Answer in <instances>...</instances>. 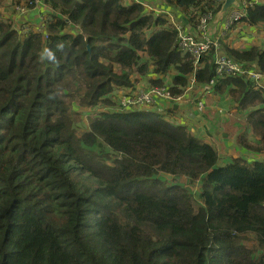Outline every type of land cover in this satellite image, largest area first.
I'll return each instance as SVG.
<instances>
[{
    "label": "trees",
    "instance_id": "1",
    "mask_svg": "<svg viewBox=\"0 0 264 264\" xmlns=\"http://www.w3.org/2000/svg\"><path fill=\"white\" fill-rule=\"evenodd\" d=\"M44 1V34L19 33L0 10V264H264V159L221 157L152 110L113 108L83 128L75 109L113 104L135 75L174 71V97L192 79L203 88L216 76L215 52L197 63L183 51L176 27L149 10L156 0ZM163 1L195 28L224 0ZM242 20L264 23V3ZM224 45L264 73V49ZM230 75L215 91L239 101L238 140L262 153L264 89Z\"/></svg>",
    "mask_w": 264,
    "mask_h": 264
},
{
    "label": "crops",
    "instance_id": "2",
    "mask_svg": "<svg viewBox=\"0 0 264 264\" xmlns=\"http://www.w3.org/2000/svg\"><path fill=\"white\" fill-rule=\"evenodd\" d=\"M133 2H134V0H129V3H128V1L126 0L127 4H132ZM163 2L164 1L161 0V3H157V0H156L155 5L158 7H161L162 9H165V8H163V4H164ZM257 3L263 4L264 0H258ZM11 4H12V2L10 0H8L7 4L4 5L2 8L9 9L8 7ZM146 4H147V2H145V6H146ZM1 5H3V4H1ZM152 5H154V4H152ZM45 8H48L46 6V4L44 5V7L40 6V5H38V6L36 5L35 8H33L34 10L29 9L28 11H26L24 14L21 15L23 17L22 24H26V21H32L33 23L39 22L38 18L41 16L42 13L48 14V10ZM171 9H174V8L172 7ZM156 10L157 9H155L154 12L157 15ZM165 10H169V9H165ZM170 11L172 14V18L176 24L183 26L188 31L194 32L195 28L193 27V22L190 19L185 17L186 14H184L182 12V10H180V9L175 10L174 9V10H170ZM6 16H8V14H6ZM225 19L226 18L224 15V17L220 21H218V22L213 21V23L209 25V32H208L209 35L212 34L211 36L223 35V37H222V49H223L224 53H226L225 52L226 46L224 44H227L231 47L242 48V49H249L251 46L256 45V46L264 49V23L250 25V24L246 23L244 20H240L236 24L232 25L229 29L226 30L225 26H224L225 25ZM15 20H16V23L20 20V18L17 14L15 15ZM232 32H235L236 35L244 36L245 38L243 40H247L248 42L240 41V43H241L240 45L239 44L233 45L231 43H226V41L230 39V35H231L230 33H232ZM249 65L254 66L253 64H249ZM216 69H217V67H216ZM152 71H153V69H151V72ZM174 73H175L174 71H171V73L170 74L168 73L167 75L166 74H153V75L151 74V76H149L148 79L150 81V84H152V85H153V83H152L153 80L163 79L164 85L167 86V85L173 84L172 83V76ZM230 76H233V75H230ZM244 76H241V77H244ZM138 77H140V75H135L134 79L138 80L137 79ZM151 80H152V82H151ZM192 82H194V85L192 88L193 97L191 99L186 98L185 96L184 97L180 96L181 98L179 100H177L176 102H174L172 105V106L176 107L174 110L169 111V112H164V108L161 107L159 109H155L152 111L163 114L169 121L173 120V121H175L174 122L175 124H179L181 126H184L186 129L192 131L195 135H198L199 137L201 136L202 138L201 137L200 138L202 140H204L205 142H207L209 144L214 145L218 149L219 154H221L220 152L222 150V145H220V144L218 145L216 141L219 140V138H220L221 143H223L224 146L227 147L225 149L226 152H228V148L230 147V145L236 143V146L239 145L238 147L240 149L243 148L244 152L250 153L251 155L255 154V155L263 156L261 159H264V152H262V153L252 152V151L244 148L240 144V140H238L239 135L245 130V126H243L242 122L245 121L246 111H244L243 109H241L239 107V101H236L232 98L231 92H227L225 94L217 93L215 91V88H214V85L216 84V82L214 84H211V83L207 84L203 88H200V87L196 88L194 79H192L190 81V85L192 84ZM154 86H158V85H154ZM257 88H263L264 89V73H260L259 81L257 82ZM227 89H229V88L227 86H225L224 91H227ZM230 89H232V87H230ZM206 93H208V97H209L208 99H210V98L215 99V108L213 110L212 109H206L205 110V107L203 110H199L196 107L195 102L198 99H202L204 104H206L205 103L206 102V96H205ZM196 95H198V96H196ZM114 107L116 109L117 106L114 105ZM117 109L119 111L121 110L118 107H117ZM122 111H124V110H122ZM161 111H163V112H161ZM125 112H127V111H125ZM237 127H241V128L235 134H233V135H236L235 136L236 138L229 137V136H227V138L224 137L227 134H231L232 129L237 128ZM228 128H229V130H228ZM220 131L222 133L224 132V134H222V135L217 134V132H220ZM217 136H219V138ZM251 139L253 140V136L251 137ZM239 148H236V150H238L241 153ZM233 151H235V148L233 149ZM242 158H244V157H242ZM251 158H253V157H248V158L245 157L244 159L250 160ZM254 159H257V158H254ZM258 160H260V159H258Z\"/></svg>",
    "mask_w": 264,
    "mask_h": 264
},
{
    "label": "built area",
    "instance_id": "3",
    "mask_svg": "<svg viewBox=\"0 0 264 264\" xmlns=\"http://www.w3.org/2000/svg\"><path fill=\"white\" fill-rule=\"evenodd\" d=\"M36 2H40L37 4L40 6L45 5L44 0H35ZM216 4L220 2V0H214ZM33 3V0L30 1ZM258 0H239V5L231 7L228 11L226 19H225V29H229L232 25L236 24L238 21L247 17L248 8ZM17 12L20 14H24L26 10L21 7V5L17 6ZM48 10V14L51 13L50 8H45ZM157 12V11H156ZM171 12V11H170ZM214 10L210 9L205 13H200L197 18V24L195 25V30L197 32H190L185 29L183 26L178 25V46L192 53L196 62L198 63L204 55H207L211 51L215 52V62L217 65V75L211 80V84H214L216 78L222 77L230 74H240L245 75L247 78L252 79V81L257 86V82L259 81L260 73L254 69L249 64H240L235 60L231 59L226 55L222 49V37L221 36H210L209 35V23L214 17ZM49 16V15H48ZM168 17V15H165ZM46 22V21H45ZM70 23V22H69ZM46 26V25H45ZM70 27H74V33L78 34L80 29L76 25H69ZM22 27L25 28V24H22ZM41 27H44L42 25ZM46 27L41 32L44 34ZM29 31V28H28ZM248 67H247V66ZM194 82L186 89L185 94L181 97H186L191 99L193 97L192 88ZM130 89L126 88L125 90ZM123 90H116L112 95L114 97L116 94L122 93ZM119 109L131 112L136 109H146V110H155L163 107L164 109L173 105L174 102L179 100L181 97H174L168 86H151L140 92H126V94H119ZM197 108L199 110H203L205 104L202 99H198L195 102Z\"/></svg>",
    "mask_w": 264,
    "mask_h": 264
},
{
    "label": "rangeland",
    "instance_id": "4",
    "mask_svg": "<svg viewBox=\"0 0 264 264\" xmlns=\"http://www.w3.org/2000/svg\"><path fill=\"white\" fill-rule=\"evenodd\" d=\"M31 0H22L21 2H19V3H12L8 8L9 9H7V8H2L4 5H6L7 4V1L6 0H3V1H1L0 0V4H3V5H1L0 6V10H1V12L6 16V14H8V16H6V17H8V18H10V20L13 22V24H14V28L16 29L17 27H18V31H19V33H21V34H25V33H28V28H31V29H33V30H35V31H40V32H42L43 30H44V28L43 27H41L42 25H45V21L49 18V16H48V14L47 13H42L41 14V16L38 18L39 19V22H37V23H33L32 21H26V24H25V28L26 29H24L23 27H22V20H23V17L21 16L22 14H20V13H18L17 12V6H19V5H21V7H23L26 11H28L29 9H32V10H34L33 8H35V6L38 4V3H40L39 1L38 2H36L35 0H33V3H31L30 2ZM128 1V3H129V0H127ZM145 2H146V0H144ZM157 3H161V0H157ZM156 4V1L154 2V7H157V8H161V7H158V6H156L155 5ZM29 5H32V6H34L33 8H29L28 6ZM28 7V8H27ZM7 9V10H6ZM228 13V12H227ZM12 14V15H11ZM18 15L19 16V18H20V20L16 23V20H15V15ZM11 15V16H10ZM164 17H165V15H163ZM78 30H79V28H77ZM67 30L68 31H71L72 29H71V27L70 26H68L67 27ZM73 30H74V27H73ZM231 34V35H230ZM229 35H230V39L229 40H227L226 41V43H231V44H233V45H236V44H241L240 43V41H245V42H248L247 40H243L245 37L244 36H239V35H236V33L235 32H232V33H230ZM227 38V37H226ZM226 40V39H225ZM243 44V43H242ZM149 76H146V75H140V77H138L137 79V81L138 82H136L133 86H131L132 88H130V89H127V90H125L126 88H117L116 90H123L122 91V93H120L119 92V94H126V92H140V91H143V90H145V89H147V88H150L151 86H154V85H152V84H150V81H149ZM115 90V91H116ZM115 91L114 92H112L111 94H110V96H109V98H110V100L112 101V103L113 104H100L99 106H96V107H88V106H81V105H79V104H76V110H78V111H80L81 113H82V118H83V120L81 121V123H80V126L81 127H83V128H85V127H87L88 126V123H89V119H90V116L91 115H93V114H97V113H101V112H104V111H108V110H111V109H113V108H115L114 107V105L119 101V94H116L114 97H112V95L115 93ZM195 93V92H194ZM196 96H198V95H196ZM205 96H206V104H205V110L206 109H214L215 108V99L214 98H210V99H208L209 97H208V93H206L205 94ZM197 107V106H196ZM116 109H117V107H116ZM174 109V106H170V107H168V108H166V109H164V112H169V111H171V110H173ZM118 110V109H117ZM146 110V109H145ZM161 112H163V111H161ZM90 113V114H89ZM170 121H173V120H170ZM175 121H173V123H174ZM175 124V123H174ZM228 130H229V128H228ZM238 131V127L237 128H234V129H232V131H231V134H227L226 136H224L225 138H227V136H229V137H233V138H236L235 136L236 135H233V134H235L236 132ZM217 134H224V132L222 133L221 131L220 132H217ZM201 137V136H200ZM218 138H219V136H217ZM202 138V137H201ZM217 142V144L219 145H222V150H221V154H220V156L221 157H228V156H234V157H246V158H248V157H253V158H251V159H254V158H257V159H261L263 156H260V155H255V154H250V153H246V152H244V150H243V148L242 149H240L238 146L239 145H237L236 146V143L235 144H232V145H230V147L228 148V152H226V148L227 147H225L224 146V144L223 143H221V139L219 138V140H217L216 141ZM235 148V151H233V149ZM236 148H239L240 149V151H241V153L238 151V150H236ZM244 154H243V153ZM114 156H115V154H114ZM165 175V174H164ZM166 176H168L169 178L171 177V176H169V175H166ZM171 178H173V177H171ZM177 180H179V181H184V182H186V183H188V180L185 178V177H182V176H180V177H177ZM188 184H190V183H188ZM190 187L194 190V191H196V192H198L199 190H200V186H199V182H197V183H192V184H190ZM247 244L248 245H250V246H252L253 245V242H251V241H248L247 242Z\"/></svg>",
    "mask_w": 264,
    "mask_h": 264
},
{
    "label": "bare ground",
    "instance_id": "5",
    "mask_svg": "<svg viewBox=\"0 0 264 264\" xmlns=\"http://www.w3.org/2000/svg\"><path fill=\"white\" fill-rule=\"evenodd\" d=\"M134 1H136V2H142L143 1V4H145V1L144 0H134ZM147 2V1H146ZM147 4L149 5V3L147 2ZM28 8V7H27ZM155 9H157L156 11H157V15H161V14H164V15H168V17H167V19H168V21L172 24V25H174L175 27H176V29H177V26H178V24H176L175 22H174V20H173V18H172V14H171V12H170V10H165V9H162V8H157V7H154V5H149V10H154L155 11ZM231 9V8H230ZM229 9V10H230ZM228 10V11H229ZM227 11V12H228ZM226 12V13H227ZM225 13V18H226V16H227V14ZM216 13H214V15H215ZM247 15H248V13H247ZM213 19V18H212ZM209 25H210V23H209ZM44 28V27H43ZM194 30V29H193ZM208 31H209V28H208ZM178 32V31H177ZM191 32V31H190ZM194 32H197V30H194ZM193 32V33H194ZM183 50V49H182ZM183 51H187V50H183ZM187 52H189V51H187ZM191 53V52H190ZM192 54V53H191ZM216 75H217V71H216ZM233 75H238V76H244V75H240V74H233ZM211 83V82H210ZM116 106H118V107H120L119 106V104L117 103L116 104Z\"/></svg>",
    "mask_w": 264,
    "mask_h": 264
},
{
    "label": "water",
    "instance_id": "6",
    "mask_svg": "<svg viewBox=\"0 0 264 264\" xmlns=\"http://www.w3.org/2000/svg\"><path fill=\"white\" fill-rule=\"evenodd\" d=\"M238 4L239 0H224L219 11L214 15L213 19L210 21V24H212L213 21H220L231 7L237 6ZM211 35L212 34H210V36Z\"/></svg>",
    "mask_w": 264,
    "mask_h": 264
}]
</instances>
